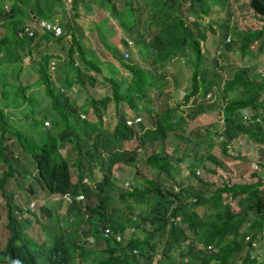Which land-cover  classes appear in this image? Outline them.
<instances>
[{
    "label": "trees",
    "instance_id": "obj_1",
    "mask_svg": "<svg viewBox=\"0 0 264 264\" xmlns=\"http://www.w3.org/2000/svg\"><path fill=\"white\" fill-rule=\"evenodd\" d=\"M233 1L84 0L75 6L65 0H0V94L7 97L0 104V197L9 230L4 258L13 264H57L58 256L60 264L84 263L89 256L96 258L92 264H264V68L253 75L238 65L217 81L203 45L208 31L217 34V66L227 51L244 62L254 43L264 52V0L247 4L263 25L243 29L229 17ZM224 4L229 13L206 21L218 11L215 6ZM92 13L93 20L88 18ZM24 16L56 18L61 33L50 37L46 30H34L29 36L22 31ZM98 50L111 59L100 60ZM24 55L31 61L32 81L15 83ZM177 57L190 63L188 87L180 101L166 99L157 109L152 101L168 93L165 67ZM8 73L11 77L3 80ZM93 87L100 92L92 93ZM177 110L202 125L193 137L173 133L180 126ZM140 111L149 122L138 123L135 132L125 117ZM169 132L175 138L166 140ZM240 134L261 148L251 179L205 180L203 172L221 166L209 147L217 142L228 156L229 143ZM123 140L130 144L122 145ZM22 153L27 173L19 166ZM139 161L153 179L138 172ZM115 164V174L129 179L123 189L115 184ZM25 174L46 191L27 186L20 178ZM77 192L87 196L84 203L74 199ZM43 194L72 198L58 199L63 210L41 207L47 218L60 221L63 216L68 226L51 234V243L40 253L36 243L22 240L20 224H27L34 212L20 203ZM91 195L96 197L92 204ZM134 208L138 212L122 216L124 209ZM104 227L119 239L103 235ZM88 235L92 241L85 239Z\"/></svg>",
    "mask_w": 264,
    "mask_h": 264
},
{
    "label": "rangeland",
    "instance_id": "obj_2",
    "mask_svg": "<svg viewBox=\"0 0 264 264\" xmlns=\"http://www.w3.org/2000/svg\"><path fill=\"white\" fill-rule=\"evenodd\" d=\"M84 0H80V2L78 0H70V3L75 5V6H81L84 2ZM142 1V0H139ZM4 2V1H1ZM5 3V2H4ZM247 4H248V0H236L232 2V6H231V13L229 14V17L231 19L232 24H234L237 28L243 29L244 27L249 26L251 27H257L259 28V25H263V20L261 18H254L253 16H251L250 10L247 8ZM66 5V4H65ZM215 6V5H214ZM4 7H6V5H4ZM218 11L215 13H211L209 16H206L205 19H207L206 21L208 22H213L217 17V15H225L226 13H229V8L227 5H217L215 6ZM70 17V15H69ZM189 17V16H188ZM88 18L93 20L94 19V13L92 14H88ZM28 22H31V20H29ZM216 39H217V34L215 33H211V32H207V38L204 40V49L207 52L206 56L211 58L210 61V69H211V74L212 76L217 80V81H222L224 78L228 77L231 72L232 69L235 68L238 65H245L248 69V71H250L251 73H254L253 75L257 74V71H262V68H264V52H258V50L256 49V43H254L253 45H251L248 54H246V57H249V60L247 62H244V58H240L238 54L236 53H232L230 51H227V59L223 62H221L220 66L218 65V60H215V58H213L216 54V47H215V43H216ZM264 51V50H263ZM97 57L102 60V61H107L110 60L111 57L102 52V51H97L96 52ZM25 56V55H24ZM23 56L22 62L20 64V69L17 75V79L15 83H18V81L23 84V83H29L32 81V77L31 74L28 72H31L32 69L30 68V59L25 56ZM55 59H50L49 63H48V69L52 70L53 66H54V62ZM116 66L120 67L119 64H116ZM166 69V75L167 78L169 80V82L167 83L168 85L166 86V90L168 93H163L161 96V99L159 100V98H155L152 101V106H156L157 109L162 107V101H166V99L168 100V102H170L171 104L173 102H175L176 100H181L180 97V90H184V87H188L189 84V74H190V63H187L185 61H183L182 58H175L173 60V63L170 65H167L165 67ZM9 68H6L5 71H8ZM123 73H126L125 71H123ZM9 77H11V75L8 73L7 77H5L3 80H5L6 78L9 79ZM41 86V85H40ZM31 89L30 87H27L24 91V96L28 97V90ZM16 93V95H21L20 93H18L17 91H14ZM99 87L92 88V93H99ZM7 97L3 96L2 94H0V104H3ZM164 101V102H165ZM77 102L80 103V99L77 100ZM162 102V103H161ZM27 104V101L25 102ZM180 105H178L177 107H181L183 106L182 103H179ZM22 105H18V107H21ZM82 106L86 107V104H83ZM3 109L8 112L11 110V107L5 106L3 105ZM250 111V110H248ZM177 112H179V124L180 126H176V129L173 130V133H183L184 135H189L190 137H193V131L196 128H200L202 125L197 124L195 121L193 120H186L185 118V113H182L180 111L177 110ZM108 113L112 114V119H114L113 117V113H112V107L109 108ZM140 113L142 116L145 117V112L144 111H140L138 112ZM17 115V114H16ZM108 114H104L103 118H107ZM82 116V115H80ZM17 117V116H16ZM15 117V118H16ZM93 117V116H92ZM14 118V119H15ZM218 125L220 124V122H217ZM201 137V136H200ZM169 138H175L174 134H172V132L168 133V136L166 138V140H169ZM221 138V136L219 135V137H215L214 141H217V139ZM173 142V141H172ZM167 144L169 143L170 146L172 145V143L170 142H166ZM130 144L129 140H123L122 145H128ZM169 146V147H170ZM14 152L17 151V149L15 150L14 148H12ZM209 149L211 150L212 153H214L215 155H217L220 158V162H221V166H214L213 170H209L206 172H203V178L207 181L210 182H214L216 184L220 183V177H222L223 175L226 176V179L228 181H248L251 179L250 176V172H249V166L252 162H255V159L259 160L260 158V146L258 143H256L255 141L249 139L246 135L244 134H240L238 135L236 138H234L231 143H229V147L228 149V156L227 155H223L221 154V151H219V145L216 142L215 145L210 146ZM62 153H64V150H62ZM169 151V150H168ZM70 156H74V152H70ZM19 166L20 169L23 172H28V159L25 153L21 154V160L19 159ZM206 165H213L212 162L205 160ZM115 165H113L111 168L113 170V174H115L116 170H115ZM124 168L126 170H134V167L132 165H125ZM136 169L138 170L139 173H141L142 175H147L149 179H153V174L149 173L148 170L145 167V164L142 161L138 162V166H136ZM74 174V171L72 170V175ZM132 178L134 175H130ZM115 178V184L116 186L120 189H123L122 183L124 180H129L128 178H124L122 179V175L120 172L116 173L114 176ZM20 178L22 180L25 181V183L27 184V186L29 185L30 187H36V192L40 193V192H45L46 189L43 187H37V185L35 184V180L31 177L28 176V174L22 175L20 176ZM135 182L140 183L136 178H135ZM254 189L250 190L248 193L245 194V196L249 197ZM112 193V192H111ZM114 194V193H112ZM237 194V192H232L231 195H235ZM44 198L43 199H39V197L37 195H35L34 200H37V202L33 203L30 208H35L36 204H39V202H43L45 204H49L52 200V196L50 197L49 195L46 196V194L42 195ZM86 195L83 196V198L80 199V203H84L86 200ZM88 198H90L89 200L91 201L90 204L94 203L96 201V197L95 195H91ZM131 206L133 205H137V203L135 201H130ZM21 206H26V204L24 203H20ZM112 205V202H111ZM55 206L58 207V209H61L59 206V203L56 202L55 205L53 206L55 208ZM122 206V205H120ZM138 206L144 207L143 204H140ZM148 204L145 205V209L148 208ZM52 207V209H53ZM58 209L56 211H58ZM64 207L62 206L63 210ZM138 212V209L134 208L130 211H126L125 209L123 210L122 216L125 215H130V214H134ZM54 214H52L53 216L55 215V212H53ZM61 224L63 227L67 228V223L65 221V219L63 218V216H61ZM60 221H57L55 218H51V219H47L44 218L43 215L40 217V224L42 223H49L52 222L53 224H57L60 225L61 228H63L60 224ZM6 222V209H5V205L2 204V199L0 197V230H1V234H0V242L3 243V240L5 239V236H7L8 234V230L7 227L4 225ZM129 230V229H126ZM125 230V231H126ZM62 231V229H60L58 231V233ZM135 231H139V229H135ZM66 233V232H65ZM67 233L69 234H73V229H69L67 231ZM31 236L35 239V240H41L44 235L40 230H37L33 233H31ZM79 241H81V239H79ZM85 241V240H84ZM83 246H85V242L82 243ZM96 258H91L90 256L87 258V260L84 263H79V264H90L92 260H94Z\"/></svg>",
    "mask_w": 264,
    "mask_h": 264
},
{
    "label": "clouds",
    "instance_id": "obj_3",
    "mask_svg": "<svg viewBox=\"0 0 264 264\" xmlns=\"http://www.w3.org/2000/svg\"><path fill=\"white\" fill-rule=\"evenodd\" d=\"M78 1L80 2V0H78ZM66 3L67 4H71L70 3V0H65V4ZM34 18H36V17L29 18V16H24L23 17V22L25 20L28 23V21L31 20V22L28 23V24L29 25H32ZM50 37H55V36H51V34H50ZM127 42L129 44H131V41L129 39L127 40ZM126 55H127V52H124V56H126ZM75 63H76V61H75ZM179 92L181 94L180 97H182V95L184 94V90H180ZM80 115H82V113ZM125 118H126L125 119V125L127 127L131 128V129H133V131H135V132H137L138 125H139L138 123H140L141 121H143L147 125V123L149 122L147 116L145 115V117H144L140 113H136V114L127 116ZM220 178L226 179V176L223 175ZM127 182H128V180L126 181V183ZM47 195L48 194H46V196ZM49 196L51 197L52 194H49ZM83 196H84V193L77 192L74 195V199L80 201V199L83 198ZM38 197H39V199H43L44 198L43 196H38ZM52 197L53 198H52V200H51V202L49 204H45L43 202H39V204H36L35 208H30V206L34 202L35 203L37 202V200H34V198H31L27 203L24 202V204H26V207L30 211H33L34 213L29 214V216H28L29 221H28L27 224H24V223H21L20 224L22 226L23 232L25 233V236L23 237L22 240L25 241V242H28V245H31V246H32V242L36 243L39 246L38 249L40 250V253H43L44 250H45V248L51 243V241H52V239L50 237L51 234H53V233L58 234V231L60 229H62L60 227V225L53 224L52 222H49V223H46V224L45 223L40 224V217L42 215H43L44 218H47L46 217V213L44 212L43 208H41V207H46L49 210V209H52V207L55 205L56 202H58V199H60L61 197H63L64 199H67L69 201L72 198L71 196H69L67 194L66 195H64V194H62V195L55 194V196H52ZM55 208H58V207L55 206ZM22 216H24V213H22ZM47 219L49 220L50 218H47ZM57 221H59V220H57ZM5 224H6V222H5ZM60 224H61V222H60ZM61 226H62V224H61ZM7 230H8V228H7ZM37 230H40L43 233V235H44V237L41 240H35L31 236V233H33V232H35ZM61 232L62 231H60L59 234H61ZM8 234H9V230H8ZM102 234L103 235L112 234L113 237L115 238V240L119 239V236H120L118 233L113 232L111 229H108L107 227H104L103 228ZM92 236L93 235H88V236L85 237V239L87 241H92ZM6 237L7 236H5V239L3 240V243L0 242V264H13L10 259L7 260V258H4L5 257V253H6V250H5ZM82 243H83V241L80 242V244H82ZM55 260H56L57 264H60L61 263V256L55 257ZM90 264H92V262Z\"/></svg>",
    "mask_w": 264,
    "mask_h": 264
},
{
    "label": "built area",
    "instance_id": "obj_4",
    "mask_svg": "<svg viewBox=\"0 0 264 264\" xmlns=\"http://www.w3.org/2000/svg\"><path fill=\"white\" fill-rule=\"evenodd\" d=\"M22 31L26 32L27 35L31 36L34 30H46L51 36H57L61 33V27L57 23L56 19L54 20H46L40 18H34L32 25H29L25 20L22 22ZM245 116H243L244 118ZM257 165L255 162H252L249 166V172L255 170ZM260 177L264 179V169H262L260 173Z\"/></svg>",
    "mask_w": 264,
    "mask_h": 264
}]
</instances>
